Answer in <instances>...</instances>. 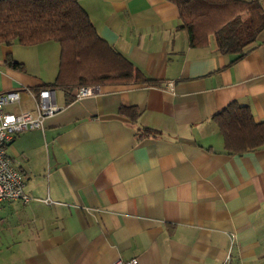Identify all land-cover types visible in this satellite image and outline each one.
I'll return each instance as SVG.
<instances>
[{"label": "crops", "instance_id": "1", "mask_svg": "<svg viewBox=\"0 0 264 264\" xmlns=\"http://www.w3.org/2000/svg\"><path fill=\"white\" fill-rule=\"evenodd\" d=\"M244 1L264 12V0ZM77 2L156 84L102 85L78 101L55 90L61 111L6 145L30 200L0 203V264H264V147L227 153L212 120L235 102L264 122V29L233 62L213 37L190 46L165 0ZM59 55L56 42L0 44V93L52 84ZM19 108L33 111L26 93ZM145 128L156 136L139 139Z\"/></svg>", "mask_w": 264, "mask_h": 264}, {"label": "trees", "instance_id": "2", "mask_svg": "<svg viewBox=\"0 0 264 264\" xmlns=\"http://www.w3.org/2000/svg\"><path fill=\"white\" fill-rule=\"evenodd\" d=\"M165 1L177 8L179 29L188 34L190 46L205 47L213 37L221 53L236 55L233 62L264 29V12L257 1ZM13 42L22 46L59 44L57 76L40 89L69 95L80 86L156 84L99 37L77 0H0V44ZM6 63L18 67L10 57ZM118 114L131 123L139 116L133 107H120ZM212 120L227 153L240 156L264 147V122H254L247 107L232 102ZM156 134L145 128L138 132V138Z\"/></svg>", "mask_w": 264, "mask_h": 264}, {"label": "built area", "instance_id": "3", "mask_svg": "<svg viewBox=\"0 0 264 264\" xmlns=\"http://www.w3.org/2000/svg\"><path fill=\"white\" fill-rule=\"evenodd\" d=\"M170 92L172 83L167 84ZM26 93L33 102V111H23L20 107L21 96ZM98 86H80L73 91V99L78 101L98 95ZM19 108L17 112L8 110ZM61 111L55 100V91L40 89L32 92L29 89L10 90L0 93V203L20 201L28 203L30 198L25 193L24 173L9 163L5 147L15 136L31 130H42L44 122ZM111 264H139L137 259L117 260Z\"/></svg>", "mask_w": 264, "mask_h": 264}]
</instances>
